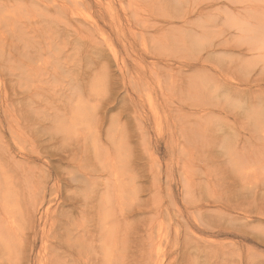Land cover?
<instances>
[{
	"label": "rangeland",
	"instance_id": "rangeland-1",
	"mask_svg": "<svg viewBox=\"0 0 264 264\" xmlns=\"http://www.w3.org/2000/svg\"><path fill=\"white\" fill-rule=\"evenodd\" d=\"M32 2L10 5L1 4L0 0V138L15 152L48 151L46 157L35 156L26 169L25 180H31L35 186L30 199L38 197L36 203L44 193L47 200L53 199L54 195L48 194L51 187L65 188L63 181L54 185L55 179L49 182L52 176L56 177L55 172L72 173L79 165L90 180L82 186L72 184L67 186L68 190L60 189L58 197L50 203L53 209L58 208L59 215L39 219L37 212L38 230H57L58 219L63 218L60 214L65 212L77 216L79 230L92 228L97 232L93 239L96 245L100 228L106 224L111 244L118 245V248L110 245L108 253L113 251L112 257L109 254L106 264H147L155 257L161 264H238L239 253L246 259L247 246H252L254 256L264 261V245L256 238L211 234L219 227L205 226L210 216L215 219L213 215L216 219L227 216L230 221L239 215L237 210L221 209L214 204V200L229 198L235 204L241 203V215L255 220L243 227L245 218L241 216L237 227L255 235L264 228V220H257L264 212L261 200L264 198V61L261 60H264V44L261 45L264 39L260 40L257 31L264 25V0H65L69 13L83 21L81 26H87L84 29L92 33L98 44L75 41L73 26L70 29L74 32L67 31V37L69 26L65 29L61 23L58 35L53 33L56 26L53 24L57 22L48 24L42 20L47 21L46 16L34 14L37 5ZM42 2L45 4L46 0ZM193 7L197 8L196 13ZM185 15L190 17L188 23H183L187 19ZM241 19L248 28L235 31L236 26L232 25ZM43 28H48V35ZM42 32L46 37L54 34L53 43L60 47L48 44ZM124 34L125 40H120ZM97 45L101 50L96 55ZM212 45L221 50L209 58L206 54ZM228 46L233 49L229 47V50ZM47 47L53 57L55 50L62 49V52L57 50L61 58L50 60L49 69L40 70L38 57L47 53ZM98 55L103 58H97ZM201 56L203 59L198 61ZM57 60L63 68L58 66L62 69L52 76ZM118 63L125 68V76ZM32 68L38 70L35 77L41 74L44 82L46 79L50 82L45 87L50 93L44 88L49 100L45 96L40 106L38 101L28 98L32 86L41 78L35 80L31 76ZM39 85L36 86L41 90ZM66 91L70 95L68 104L64 101L67 97L63 98ZM73 107L79 108L80 118L70 115ZM55 113L61 114L60 117L69 113L77 121L67 139L56 145L49 142L53 132L49 128L59 118ZM41 121L47 122L49 127L45 131L50 134L37 131V122ZM63 150L74 153L73 158L67 157L69 154ZM3 154L0 147V156ZM232 164H236L235 168ZM115 167L118 169L114 170ZM113 170L119 171L115 174ZM237 170L243 175L234 176ZM39 185L46 187L40 192ZM251 192L257 193L259 199H244L240 194ZM234 194L238 195L237 202ZM67 195L78 200L84 196L89 211L84 215L79 209L70 213V205H60ZM90 203L96 205L90 208ZM199 206L204 207L197 211ZM27 223V219L21 218V232L28 233L23 238L25 249L30 243H24L34 237ZM36 246L33 255L41 251L39 264L50 262L53 248L42 245L40 236ZM94 249L97 251L88 250L80 256L87 254L91 257L88 261L95 264V257L100 258L101 251L98 246ZM56 250L61 252L59 248ZM18 254L12 259L7 256L9 263L5 264H14Z\"/></svg>",
	"mask_w": 264,
	"mask_h": 264
},
{
	"label": "bare ground",
	"instance_id": "bare-ground-1",
	"mask_svg": "<svg viewBox=\"0 0 264 264\" xmlns=\"http://www.w3.org/2000/svg\"><path fill=\"white\" fill-rule=\"evenodd\" d=\"M2 1V3L1 4H10V5H18V4H20V3H27V2H32V1H35L36 3V5H37V8H34V14H38V15H43V16H46L47 17V21L45 20V19H43L42 18V20L44 21V22H47L48 24H50V22H57V24H53V25H49L51 28H53L54 27V32L53 33H55V34H57L58 35V32H60V26L59 25H61V26H63L65 29L69 26V29L67 30L66 29V35H67V31H70L71 32V34H72V32H74V30L73 29H75V38H74V40L75 41H77V40H82V41H85V42H87L88 44H92L93 42H95L96 44H98L99 43V41H94V39L92 38V33L90 32V31H88V30H86V29H84V28H86L87 26H81L82 25V23H83V21L81 20V19H79L78 17H76V16H74L73 14H71V13H69V9H68V7L64 4V1H62V0H46V3L44 4L43 2H42V0H37L38 1V3H37V1L36 0H1ZM49 2H52L51 4L49 3ZM91 2V1H90ZM89 2V3H90ZM245 2H247V1H245ZM33 3V2H32ZM249 3L247 2V5H248ZM196 8V7H195ZM37 9V10H36ZM193 9H194V7H193ZM197 9V8H196ZM196 9H194V11H195V13H196ZM233 9V8H232ZM235 9H233V11H234ZM245 10V9H244ZM199 11V10H198ZM253 11V10H252ZM189 11L187 10V13H188ZM229 12V11H228ZM245 12H246V10H245ZM254 12V11H253ZM257 13H258V11H256ZM229 13H233V12H229ZM239 13V12H238ZM241 14H244L243 12L241 13ZM188 15V14H187ZM187 15H185L186 17H187V19H185L184 20V22L183 23H186L187 21L189 22V18H188V16ZM191 15V14H190ZM222 14H220V16H221ZM232 15V14H231ZM240 15V14H239ZM235 16V15H234ZM241 16V15H240ZM240 16H237V17H240ZM184 17V16H183ZM182 17V18H183ZM229 17V16H228ZM264 17V16H263ZM262 17V18H263ZM38 19H39V17H37ZM222 18V17H221ZM234 18V17H233ZM35 20V19H34ZM38 21V20H37ZM36 21V22H37ZM231 21V20H230ZM236 22H237V20H235ZM40 22H41V17H40ZM39 22V23H40ZM187 22V23H188ZM59 23H61V24H59ZM75 23H76V25H75ZM233 23V22H232ZM37 24H38V22H37ZM43 24V23H42ZM42 24H41V26H42ZM264 24V23H263ZM47 25V24H46ZM45 25V26H46ZM230 25H231V22H230ZM71 26H73L74 28L73 29H70V27ZM182 26V25H181ZM232 26H236L235 28H236V30L235 31H237L238 29L237 28H241L242 30H245V29H247L248 28V26H245V24H244V20H242L241 19V21L240 22H238V23H235V25H232ZM38 27V26H37ZM43 27V26H42ZM46 27H48V26H46ZM50 27H49V31H51V29H50ZM76 27V28H75ZM78 27V28H77ZM173 27V26H172ZM183 27V26H182ZM256 26H253L252 28H255ZM40 28V27H39ZM62 28V27H61ZM63 28V29H64ZM171 28V27H170ZM169 28V29H170ZM250 28V27H249ZM263 28H264V25H263ZM263 28H261L260 30L258 29L257 31H260L259 33H258V36L260 37V40L261 39H264V31H263ZM44 29V28H43ZM48 29V28H47ZM46 29V30H47ZM229 29V28H228ZM234 29V28H233ZM256 29V28H255ZM40 31H42V29L40 28L39 29ZM45 30V29H44ZM45 30V32H44V34H46V35H48V30L46 31ZM62 30V29H61ZM72 30V31H71ZM255 30L253 29V32H254ZM48 32V33H47ZM63 32H64V30H63ZM247 32H249V31H246V33ZM250 32H252V30L250 31ZM52 33V34H53ZM62 33V32H61ZM238 33V32H237ZM257 33V32H256ZM43 34V32H42V36L44 35ZM64 34V33H63ZM69 34V33H68ZM244 34V33H243ZM248 34V33H247ZM40 35V34H39ZM50 35H51V33H50ZM62 35V34H61ZM60 35V36H61ZM65 35V34H64ZM241 35V34H240ZM250 35V34H249ZM45 36V35H44ZM54 34L53 35H51V36H45L46 38H47V43L49 44V43H53L54 41H53V39H54ZM244 36V35H243ZM248 36V35H247ZM67 37H68V35H67ZM249 37H251V36H249ZM254 37V36H253ZM44 38V37H43ZM60 38V37H59ZM63 39L64 38H66V37H62ZM61 38V39H62ZM125 38H126V35L124 34L122 37H119V39L120 40H125ZM248 38V37H247ZM255 38V37H254ZM40 39V38H39ZM67 40H68V38H66ZM256 39V38H255ZM42 40V39H41ZM40 40V41H41ZM56 40V39H55ZM58 40V39H57ZM228 40V39H227ZM58 41H61V40H58ZM123 41H121V42H123ZM39 42V41H38ZM45 42H46V40H45ZM62 42V41H61ZM229 42V41H228ZM63 43V42H62ZM260 43H262V41L260 42ZM53 44H55L56 45V47H60V46H57V44L56 43H53ZM52 44V46H54ZM63 44H66V43H63ZM124 44V43H123ZM264 44V42L261 44V45H263ZM38 45H39V43H38ZM44 44L42 43L41 44V46H43ZM47 45V44H46ZM219 45V44H218ZM224 45H226L227 46V44H224ZM45 46V45H44ZM43 46V47H44ZM49 46H51V44L49 45ZM238 46V45H237ZM55 47V48H56ZM231 48V46H228V48ZM257 47H259V46H257ZM46 48V47H45ZM48 48V47H47ZM62 48V47H61ZM95 48V53H96V55L97 54H99V51L101 50V48H100V45H97V46H95L94 47ZM230 48H229V50H230ZM262 48V47H261ZM233 48H231V50H232ZM235 49V48H234ZM264 49V48H263ZM51 50H52V47H51ZM53 50H55V49H53ZM58 50V49H57ZM57 50H55V52H53L54 53V55H56V57L54 58L53 57V54H52V52L50 51V49L48 48L47 49V53H43L42 54V57H41V55L38 57V59H39V61L41 62L39 65H40V67H38V68H40V70H43V69H49V67L52 65H50V64H47V63H50V60L52 61H56V59H60L61 57H60V53L59 52H57ZM59 50H61V52H62V49H59ZM58 50V51H59ZM220 51L221 49L220 48H218V47H216V46H214V45H212L210 48H209V50H207V56H209V58H210V55L211 54H213V53H215V52H217V51ZM45 51V50H44ZM64 51V50H63ZM226 51H228V50H226ZM105 52V51H104ZM230 52H232V51H230ZM59 53V54H58ZM101 53V52H100ZM29 54V53H28ZM37 54V55H38ZM58 54V55H57ZM62 54H64V53H62ZM32 55V53L30 54V56ZM34 55V54H33ZM103 55V54H102ZM102 55H98L97 56V58L100 56V58H103L102 57ZM35 57H37L36 55H34ZM60 57V58H59ZM29 58V57H28ZM54 58V59H53ZM201 59H203V56H201V57H199L198 58V61L199 60H201ZM262 61H264L263 59H261ZM260 61V60H259ZM60 62L61 61H59V60H57V62L54 64L56 67H55V70L53 71V73H52V76L54 75L55 76V74H54V72H58L60 69H62L63 67L61 66V64H60ZM32 63V62H31ZM47 64L45 67L43 66L42 68H41V66L43 65V64ZM52 63V62H51ZM67 63V62H66ZM38 64V63H37ZM264 64V63H263ZM30 66H31V64H29ZM50 65V66H49ZM121 64H119L118 63V66H119V70L121 71V73L123 74L124 73V76H125V68H123V66L121 67L120 66ZM183 65V64H182ZM38 66V65H37ZM47 66H49V67H47ZM58 66H60V67H62V68H60L59 69V67ZM32 67V66H31ZM65 67V66H64ZM125 67L126 68H128L127 67V65L125 64ZM37 68V67H36ZM66 68H68V67H66ZM182 68V67H181ZM33 70V72H32V74H31V76H33L34 74H36L37 72H38V70L36 69V70H34V68H32ZM73 70V69H72ZM130 71V70H129ZM136 71V70H135ZM138 71H139V69H138ZM145 71V70H144ZM65 72V71H64ZM68 72V71H67ZM67 72H65V73H67ZM40 73H41V71H40ZM39 73V74H40ZM59 73V72H58ZM62 73V72H61ZM128 73V72H127ZM38 75V74H37ZM41 75V74H40ZM40 75H38V76H40ZM70 75V74H69ZM139 75V74H138ZM38 76H36L37 78H38ZM123 76V75H122ZM123 76V77H124ZM34 77H35V75H34ZM36 77H35V80H36ZM41 77V76H40ZM73 77V76H72ZM34 79V78H33ZM260 79V78H259ZM39 80V83H40V87H41V90L40 89H38V87L36 86V85H38V84H36V85H33V86H35V87H33L32 86V90H30L29 91V94H28V98H30L31 99V101H38L37 103L39 104V102H41L44 98H45V93H44V90L45 91H47L48 89L47 88H45V87H48V86H50V85H47V83H50L47 79H46V81L44 82V78H39L38 79ZM63 80V79H62ZM70 79H68V81H69ZM51 81V80H50ZM64 81V80H63ZM67 81V82H68ZM42 83V84H41ZM43 83H46L45 85L46 86H43ZM32 84H34V82L32 83ZM225 84L227 85L228 83L227 82H225ZM225 85V86H226ZM92 86V85H91ZM93 87V86H92ZM45 88V89H44ZM228 88V87H227ZM54 89V88H53ZM93 89H94V87H93ZM234 89H236L235 87H234ZM55 90V89H54ZM54 90H51V92L53 91L54 92ZM67 90V89H66ZM49 91V90H48ZM47 91V92H48ZM57 92V91H56ZM56 92H55V94H56ZM67 92V91H66ZM48 93H50V92H48ZM47 94V93H46ZM54 94V95H55ZM66 94H69L68 92L67 93H65L64 95H63V98H64V96L65 97H67V96H70V95H66ZM74 94V93H73ZM74 95H76V94H74ZM78 95V94H77ZM48 96H50V95H48ZM47 97V96H46ZM48 98V97H47ZM60 98V97H59ZM57 99V98H56ZM69 98L67 97V99L66 100H64V101H66V103L68 104V100ZM78 99V98H77ZM45 100V99H44ZM47 100H49V98L47 99ZM68 100V101H67ZM29 101V100H28ZM34 102V103H35ZM59 102V101H58ZM62 102H63V99H62ZM29 103V102H28ZM34 103H32L33 105H34ZM45 103V102H44ZM30 104V103H29ZM38 104H35V105H37L38 106ZM64 104V103H63ZM31 105V104H30ZM41 104H39V106H40ZM32 106V105H31ZM30 106V107H31ZM37 106H33V107H37ZM44 106V105H43ZM57 106H58V104H57ZM60 106V105H59ZM58 106V107H59ZM68 106V105H67ZM64 107V106H63ZM32 108V107H31ZM66 108V107H65ZM75 107H73V110H69V112H70V115L72 116H75V115H78L77 116V118L79 117V108H80V106H79V108H76V109H74ZM59 109V108H58ZM62 109V108H61ZM33 111H34V109H33ZM36 111V110H35ZM71 111L73 112V114L71 113ZM68 112V111H67ZM58 113H60V111L58 112ZM57 113V114H58ZM56 114V113H55ZM55 115L56 117L57 116H59V118H58V120H57V122L56 123H54L53 125H51V127L49 128V129H53V132H55V133H53L52 132V134H50L49 132L50 131H48L47 133H49L52 137L49 139L50 141V143H52V144H54V145H56V144H58L59 142V144H61V143H63V142H61L60 140H64L65 141V139H67V137L69 136V133L71 132V130L74 128L73 126H75V125H77L76 123H77V121L76 120H73V118H71V116L70 115H68L69 113H67V115L66 116H62V117H60V115ZM85 114V113H84ZM65 115V114H64ZM53 117V116H52ZM51 117V118H52ZM86 117V116H85ZM48 118H49V116H48ZM76 118V117H75ZM74 118V119H75ZM80 118V117H79ZM53 119H54V117H53ZM52 119V120H53ZM83 119H84V117H83ZM51 121L50 119H47V120H45V121ZM56 120V119H55ZM80 121V120H79ZM82 121V120H81ZM80 121V122H81ZM38 123V125L36 126L37 128V131H40V132H44L46 129V127H49V125L48 126H46V123L44 122V121H41V122H37ZM50 124H52L51 122H49ZM35 124V123H34ZM73 127V128H72ZM76 129H78L77 127H76ZM185 129V128H184ZM47 131V130H46ZM46 131L44 132V135L45 134H47L46 133ZM192 131V130H191ZM77 132V131H76ZM192 133H194V132H192ZM188 133H186V135H187ZM53 136H55V137H53ZM192 136V135H191ZM194 137H195V135H193ZM197 137H199L198 135H197ZM196 138V137H195ZM47 140H48V138H46ZM236 141H237V139H236ZM67 142V141H66ZM239 143H240V141H239ZM239 143H238V146H239ZM231 144V143H230ZM237 146V145H236ZM0 147H3V149H4V154H3V156H0V264H5V263H9V260H8V257L7 256H9V258L10 259H12V258H14V256L17 254V253H19L17 256H16V258H17V260L15 261V262H13L14 264H39L40 263V259H39V257H40V250H38L34 255H33V253L36 251V241H37V238H39V236H40V238H41V241H42V245H45L46 247H48V246H51L52 248H53V250H54V257L52 258V260L50 261V262H47V264H85L84 262H86L87 264H93V263H91V262H89L88 261V259H90L89 258V256H85V255H87V254H85L84 255V257L83 256H80V255H82L83 254V252H85V251H88L89 249L88 248H93V249H91V250H94V251H97L96 249H94V248H96V246H98V248L100 249V251H101V257L100 258H98V257H95L96 258V262L97 263H95V264H106V261H107V259H108V257H109V254H111L112 252H109L108 253V250L110 249V245H113V243H115V242H113L112 244H111V242H110V238H109V234H108V226L106 225V224H104V226H102V228H100V229H102V232H101V234L99 235V238L98 237H96V238H98V242H97V239H96V242L98 243V244H96V245H94L95 243H93V239L95 238L94 236H95V232L92 230V228L91 229H87V230H83V231H81V230H79L78 229V226L80 225L79 224V222H78V220H77V216H73L72 214H67V213H65V212H61V216H63V218L62 219H58V220H60V227L57 229V230H54V231H52V232H46L45 230H38V226L40 225H38V223L36 222V219H35V217H36V214H37V212H39L40 213V216H39V219H45V217L47 218V217H49V215H53V216H56L55 214H58V208H55V209H53V205H51L50 203L51 202H53V199H55V198H57L58 197V192H60V189L62 190V189H65V190H68V188L70 187V186H72V184H77L78 186H79V184H81V186L82 185H85L86 184V182L89 180V178L87 177V175L85 174V173H83V171L81 172V169H80V167H79V165H77V168H75L76 170L74 171V172H70L69 170L68 171H64V172H58V173H56L55 172V176L56 177H54V176H52L51 178H50V181L49 182H51V181H53L54 179V183H53V185L54 184H58V182L59 181H63V183H64V186H65V188H62V187H60V186H58L59 188H55V187H51V191H48V194L49 193H51L50 195H54V197H53V199H51V200H47L46 199V194L44 193L43 195H44V197L42 198V196L40 197V202H38V203H36V199L38 198V197H36V199H34L33 201H32V199H30V197H31V192H34V191H32V189H35V186L30 182V181H28V180H25L26 179V175L28 174H26V169L27 168H29V166L31 165V163H32V161H35V156L37 157V158H42V157H46V154H47V152L48 151H46V149H44V150H39V151H36V152H23V151H19V152H15V151H13V150H11V148H10V146H9V144L7 143V141H5L3 138H0ZM88 147V146H87ZM235 147V146H234ZM235 148H237V147H235ZM71 150V149H70ZM74 150V149H73ZM100 150V149H99ZM63 151H67V150H63ZM104 151V150H103ZM103 151H102V153H103ZM233 152L232 153H236V150H232ZM43 152L45 153L44 154V156H43ZM71 152V151H70ZM65 154H69V153H65ZM105 154V153H104ZM233 154V155H234ZM236 155V154H235ZM73 156H74V153H70L69 155H67V157H71V158H73ZM103 156V155H102ZM108 157V155L107 154H105V156L104 157ZM229 156H231V155H229ZM228 156V157H229ZM238 156H240L239 154H238ZM103 157V158H104ZM106 157V158H107ZM115 157H116V155H115ZM71 158H69L70 160H71ZM105 158V160L107 161V159ZM230 158V157H229ZM228 158V159H229ZM236 158V157H235ZM108 159H109V157H108ZM98 160H102V159H98ZM104 160V159H103ZM114 160V159H113ZM113 160H112V162H113ZM227 160V159H226ZM230 161L232 160V159H229ZM239 160H241V159H239ZM233 161L235 162V161H237V160H235V159H233ZM102 162V161H101ZM229 162V161H228ZM104 163H106V162H104ZM210 163V162H209ZM213 163V162H212ZM227 163V162H226ZM239 163V161H237V164ZM241 163V162H240ZM239 163V164H240ZM106 164H108V161H107V163ZM105 164V166H107ZM241 164H243V162L241 163ZM226 165V164H225ZM230 165V164H229ZM233 165V164H232ZM209 166V165H208ZM211 166V165H210ZM215 166V165H214ZM234 166V165H233ZM235 166H236V164H235ZM235 166H234V168H235ZM239 166V165H238ZM205 167V166H204ZM217 167V166H216ZM230 167V166H229ZM241 167V166H240ZM31 168V167H30ZM202 168V167H201ZM206 168V167H205ZM213 168H215V167H213ZM219 168H222L221 166H219ZM72 169H74V168H72ZM113 169V168H112ZM116 169H118V168H116L115 167V169L114 170H116ZM237 169H239V168H237ZM241 169H242V167H241ZM240 169V170H241ZM114 170H113V172H114ZM221 170H223V169H221ZM233 170H236V169H233ZM232 170V171H233ZM239 170V172H238V170L237 171H235V173H233V172H231V173H233L234 174V176H236L237 174H238V176H242L243 175V172L242 171H240ZM246 169H244V173L245 174H247L246 173V171H245ZM119 171V170H118ZM117 171V172H118ZM216 171V170H215ZM219 171V170H218ZM224 171H225V168H224ZM227 171H228V169H227ZM249 171L250 170H248L247 169V172H248V174H250L249 173ZM81 172V173H80ZM116 172V173H117ZM205 172V171H204ZM207 172V171H206ZM211 172V171H210ZM50 173H52V172H50ZM115 173V172H114ZM115 173V174H116ZM213 173V172H212ZM220 173V172H219ZM227 173V172H226ZM226 173H224V174H226ZM230 173V172H229ZM230 173V174H231ZM30 174V173H29ZM120 173H118V175H119ZM203 174H205L206 175V173H203ZM209 174V173H208ZM207 174V175H208ZM222 174V173H221ZM66 175V176H65ZM118 175H117V179L119 180V178H118ZM223 175V174H222ZM30 176V175H29ZM35 176V175H34ZM116 176V175H115ZM123 176V175H122ZM125 176V175H124ZM208 176H210V175H208ZM33 177V176H32ZM50 177V176H49ZM245 177H247V176H245ZM115 178V179H116ZM122 178V177H121ZM35 179V178H34ZM117 180V181H118ZM125 180V179H124ZM90 181V180H89ZM48 182V181H47ZM75 182V183H74ZM120 182V181H119ZM90 184V183H89ZM121 184V183H120ZM124 184V183H123ZM67 186H69V187H67ZM87 186V185H86ZM89 186V185H88ZM114 186L116 187V185H115V183H114ZM124 186V185H123ZM46 186H43V188H45ZM108 187H109V185H108ZM111 187V186H110ZM109 187V188H110ZM37 188V190H38V187H36ZM39 188H40V192H41V189H43L42 188V186H40L39 185ZM108 188V190H112V189H109ZM114 188V187H113ZM116 190V189H115ZM253 190V189H252ZM36 191V190H35ZM39 191V190H38ZM37 191V192H38ZM44 191H46L45 189H44ZM248 191V190H247ZM251 191V190H250ZM250 191H249V193H250ZM47 192V191H46ZM67 192V191H66ZM107 192V191H106ZM105 192V193H106ZM117 192V191H116ZM43 193V192H42ZM108 193V192H107ZM113 194H114V192H112ZM233 193H235L234 191H233ZM244 193H246V192H244ZM111 194V193H110ZM109 194V195H110ZM115 194H117V193H115ZM243 197H244V199H247V197H249L250 199H252V201H254V200H258L259 199V195L256 193H254V194H252V192H251V194H242V193H240ZM33 195V194H32ZM222 196H223V194H221ZM241 195H240V197H241ZM111 196H112V194H111ZM116 196V195H115ZM234 196H235V194H234ZM238 195H236L235 197H234V201H236L237 202V197ZM261 196V195H260ZM62 197V196H61ZM101 197H103L102 195H101ZM116 197H118V196H116ZM123 197V196H122ZM239 197V198H240ZM264 197V196H263ZM87 198V197H86ZM210 198V197H209ZM208 198V199H209ZM39 199V198H38ZM65 200H63L61 203H60V205H62V206H65V204L68 206V205H70L69 206V208H71L70 209V213H74L75 211H78L77 209H79V211H80V213H82L81 215H84L86 212H88L89 211V209L88 208H86L85 206H87V204H88V199L87 200H85V197L83 196V198L81 199V200H78V199H76V198H74V197H68V195H67V199L66 198H64ZM100 199V198H99ZM241 199V198H240ZM243 199V200H244ZM103 200V199H102ZM118 200H122L121 198L120 199H118ZM197 200H199V199H197ZM223 200V199H222ZM222 200H219V199H217V200H214V204L216 203V206L218 205V206H220V208L221 209H225V210H233V211H238L239 213V215L238 216H234L233 218H232V220L230 221V220H228V219H226V217L227 216H225V217H222L221 215V218H218V219H216V215H213V214H211V215H213V216H215V219H212V217L210 216H208L209 217V219H207L206 221H205V226H207L208 228H216V227H219V229L218 230H215V231H213V232H211V234H228V235H238V236H240V237H244L245 239H246V237H249V236H251V237H254V238H256L260 243H262L263 245H264V228H260V229H258V234L257 235H255L254 233H252L251 231H247L246 229H244V228H239V227H237V225H236V222L238 221V220H240L241 221V216H243L244 218H245V221L243 222V227H248L249 225H252V223L255 221L254 219H252V218H248L247 217V215L246 214H244V215H241L240 213H242V208L243 207H241V203H239V202H237L236 204L233 202V200H230L229 198H227L226 200H224V201H222ZM242 200V199H241ZM249 200V199H248ZM261 200H263V203H264V198H261ZM100 201V200H99ZM98 201V202H99ZM107 201V200H106ZM91 202V201H90ZM94 201H92V203H93ZM96 202V201H95ZM101 202V201H100ZM103 202V201H102ZM101 202V203H102ZM110 202V201H109ZM108 202V203H109ZM121 202V201H120ZM197 201H195V203H196ZM245 202V201H244ZM101 203H100V205H101ZM190 203H192V202H190ZM260 203H262L261 201H260ZM43 204V206L41 207V208H38V206L39 205H42ZM90 205H91V203H90ZM92 205H96V204H92ZM92 205L91 206H89L90 208L92 207ZM99 205V206H100ZM202 205V204H201ZM102 206V205H101ZM194 206V205H193ZM207 206V205H206ZM200 207V208H199ZM199 207H197L196 209H197V211L198 210H201L204 206H199ZM43 208V211L41 212V209ZM61 208H63V207H61ZM220 208H216V210L218 209H220ZM195 210V209H194ZM207 211V210H206ZM262 211H264V210H262ZM69 212V211H68ZM201 212H203V210L201 211ZM204 213V212H203ZM207 214H208V211H207ZM59 215V214H58ZM226 215V214H225ZM57 217V216H56ZM60 217V216H59ZM65 217V218H64ZM251 217V216H250ZM21 218H25V220L27 219L28 220V225L30 226V229H32L33 230V234H34V237H33V239H31L32 241L30 242H28V241H26L24 244H27V243H30V247L29 248H27V249H25V245L24 246H22L23 245V240L25 239L24 237H26V234L28 235V233H27V230H26V233L24 234V233H22L21 231H22V229L20 228V225H21ZM61 218V217H60ZM223 218V219H222ZM38 219V220H39ZM257 220H264V212L261 214V216H259V219H257ZM109 221V220H108ZM262 222H264V221H262ZM22 223H24V222H22ZM109 224V223H108ZM38 225V226H37ZM25 227V226H24ZM23 227V229H25ZM29 230V229H28ZM91 230V231H90ZM24 231V230H23ZM86 231V232H85ZM92 231L94 232V234L92 233ZM97 233V232H96ZM111 233V232H110ZM31 235V232H30V234H29V236ZM97 235V234H96ZM111 237V236H110ZM24 238V239H23ZM28 238H30V237H28ZM32 238V237H31ZM188 238V237H187ZM113 239H114V237H113ZM242 239V238H241ZM115 240V239H114ZM193 241V240H192ZM208 242V241H207ZM241 242V241H240ZM117 244H119L118 242H116ZM206 244V243H205ZM115 246H116V244H114ZM113 245V246H114ZM112 246V247H113ZM118 246V245H117ZM116 246V247H117ZM24 247V248H23ZM42 247V246H41ZM88 247V248H87ZM40 248V247H39ZM56 248H59V249H61V252H57V250H56ZM86 248L88 249V250H86ZM115 248V247H114ZM118 248V247H117ZM117 248H116V250H117ZM198 248V247H197ZM241 248V247H240ZM55 250H56V252H55ZM91 250H89V251H91ZM115 250V249H114ZM115 250V251H116ZM40 251V252H39ZM59 251V250H58ZM115 251H114V253H115ZM246 251H247V255H246V259H244V257H243V255L242 254H240L239 253V261H238V264H264V261L260 258V257H258V256H256V257H258V258H260L259 260H256L255 259V256H254V254H256V252H255V250H254V248L252 247V246H247L246 247ZM159 252V250L157 251V253ZM87 253V252H86ZM98 253V252H97ZM117 253H119V251L117 252ZM74 254H76L77 256H75ZM93 255V254H92ZM91 255V256H92ZM95 255V254H94ZM93 255V256H94ZM99 255H100V253H99ZM114 255V254H113ZM121 254H119V256H120ZM236 255V254H235ZM33 256H35V257H33ZM116 255H114V257H115ZM122 256V255H121ZM120 256V257H121ZM111 257H112V254H111ZM113 257V258H114ZM264 256L262 255V258H263ZM18 258H20L19 259V261H18ZM116 260H117V257L115 258ZM92 260H94V259H91L90 261H92ZM111 260V259H110ZM89 263H88V262ZM93 262V261H92ZM108 263V262H107ZM114 263V262H113ZM109 264V263H108ZM147 264H161L160 263V261H159V259H158V257H155V259H152L151 258V260H149L148 262H147Z\"/></svg>",
	"mask_w": 264,
	"mask_h": 264
}]
</instances>
